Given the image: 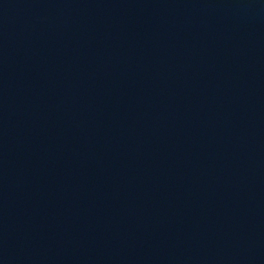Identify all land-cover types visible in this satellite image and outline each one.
I'll list each match as a JSON object with an SVG mask.
<instances>
[{
  "label": "water",
  "instance_id": "obj_1",
  "mask_svg": "<svg viewBox=\"0 0 264 264\" xmlns=\"http://www.w3.org/2000/svg\"><path fill=\"white\" fill-rule=\"evenodd\" d=\"M0 264H264V0H0Z\"/></svg>",
  "mask_w": 264,
  "mask_h": 264
}]
</instances>
